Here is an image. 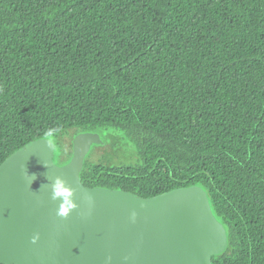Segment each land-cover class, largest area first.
<instances>
[{
	"label": "trees",
	"instance_id": "obj_1",
	"mask_svg": "<svg viewBox=\"0 0 264 264\" xmlns=\"http://www.w3.org/2000/svg\"><path fill=\"white\" fill-rule=\"evenodd\" d=\"M80 133L137 153L85 158L84 186H197L227 235L212 264H264V0H0V164L48 139L63 165Z\"/></svg>",
	"mask_w": 264,
	"mask_h": 264
},
{
	"label": "water",
	"instance_id": "obj_2",
	"mask_svg": "<svg viewBox=\"0 0 264 264\" xmlns=\"http://www.w3.org/2000/svg\"><path fill=\"white\" fill-rule=\"evenodd\" d=\"M100 143L76 135L70 160L57 165L55 144L38 139L0 164V264H212L227 235L203 189L141 198L86 187L84 160Z\"/></svg>",
	"mask_w": 264,
	"mask_h": 264
},
{
	"label": "rangeland",
	"instance_id": "obj_3",
	"mask_svg": "<svg viewBox=\"0 0 264 264\" xmlns=\"http://www.w3.org/2000/svg\"><path fill=\"white\" fill-rule=\"evenodd\" d=\"M102 138L103 139L100 138V144L91 146L86 156L88 161L90 160L96 163L101 162L113 165L136 164L137 153L134 145L125 140L119 133H114L112 136ZM63 142L67 152H69L70 142L68 138L64 139Z\"/></svg>",
	"mask_w": 264,
	"mask_h": 264
},
{
	"label": "clouds",
	"instance_id": "obj_4",
	"mask_svg": "<svg viewBox=\"0 0 264 264\" xmlns=\"http://www.w3.org/2000/svg\"><path fill=\"white\" fill-rule=\"evenodd\" d=\"M61 184H60V182L59 181H57V184H56V188H58L59 186H60ZM66 213H65V211H64V209H63V207L61 208V211H60V215H65ZM37 237H34L33 238V243H36V241H37Z\"/></svg>",
	"mask_w": 264,
	"mask_h": 264
}]
</instances>
